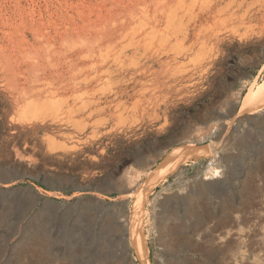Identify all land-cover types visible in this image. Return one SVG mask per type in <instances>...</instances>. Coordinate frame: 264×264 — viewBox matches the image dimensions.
Instances as JSON below:
<instances>
[{
    "label": "rangeland",
    "instance_id": "rangeland-1",
    "mask_svg": "<svg viewBox=\"0 0 264 264\" xmlns=\"http://www.w3.org/2000/svg\"><path fill=\"white\" fill-rule=\"evenodd\" d=\"M263 82L264 0H0V264H264Z\"/></svg>",
    "mask_w": 264,
    "mask_h": 264
},
{
    "label": "bare ground",
    "instance_id": "bare-ground-1",
    "mask_svg": "<svg viewBox=\"0 0 264 264\" xmlns=\"http://www.w3.org/2000/svg\"><path fill=\"white\" fill-rule=\"evenodd\" d=\"M87 58L90 59L91 56H89ZM163 65L164 64H162V66ZM149 71H151V70H149ZM263 112H264V82L256 90L251 89L250 92L247 93V95L244 97V99L242 101V107H241L240 114H241V117L244 115V116L248 117L249 119H251V118H253V116L260 114V113L262 114ZM239 115H237V116H239ZM214 133H216V132H214ZM213 146L214 145L212 144V146L208 145L204 148L203 147H200V148H191V147L187 148V147H185L184 149L176 150L172 154V157L164 163L163 172L161 175H159L160 177L157 176V180L164 179L167 177V175L176 172V170L180 166L184 165L192 157L199 155L197 158V161L202 159L203 157H207V156H210V157L212 156L211 158L217 157L218 156L217 151L220 148L217 147L216 149H213L215 147V146L214 147ZM207 151H209V153H207ZM210 172H212L214 175L213 179H216L217 180L216 182H218L219 181L218 179H220L218 177L221 176L220 175L221 171L214 168L213 170H210ZM207 179H205V181ZM157 180H153V181L149 182L147 187L140 190L139 193H142L145 196L147 194H149V192H151L153 190V188L155 187ZM216 182H210L207 180V184H211V185H212V183H216ZM144 195L142 197H144ZM135 206H136V204L134 205V207ZM137 207L138 206H136V209H134V212L132 211V214L130 216L128 238L131 241V244L134 247L135 253H136L138 259L140 260L141 264H153L149 258V251L147 248L145 235L143 234V231H142V229H143L142 228V220H141L142 218H140L141 216H139V214H138ZM260 260H258V261H260Z\"/></svg>",
    "mask_w": 264,
    "mask_h": 264
},
{
    "label": "water",
    "instance_id": "water-1",
    "mask_svg": "<svg viewBox=\"0 0 264 264\" xmlns=\"http://www.w3.org/2000/svg\"><path fill=\"white\" fill-rule=\"evenodd\" d=\"M126 213H129V211L126 210ZM128 216H129V214H128ZM127 240H128V233H127V230H126V232H125V234H124V237L122 238L121 241H122V243H123V245H124V248H125L126 252L129 253V250L127 249V248H128ZM131 262L133 263V261H131Z\"/></svg>",
    "mask_w": 264,
    "mask_h": 264
},
{
    "label": "built area",
    "instance_id": "built-area-1",
    "mask_svg": "<svg viewBox=\"0 0 264 264\" xmlns=\"http://www.w3.org/2000/svg\"><path fill=\"white\" fill-rule=\"evenodd\" d=\"M216 159H217V158H212V160L209 162V164H208L207 167H206V172L212 174V175H210V176H213V173L210 172V170H213V169L215 168Z\"/></svg>",
    "mask_w": 264,
    "mask_h": 264
}]
</instances>
